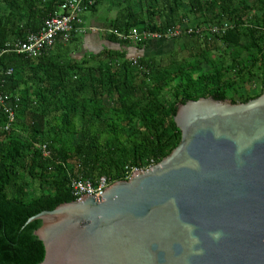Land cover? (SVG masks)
Instances as JSON below:
<instances>
[{"label": "trees", "instance_id": "1", "mask_svg": "<svg viewBox=\"0 0 264 264\" xmlns=\"http://www.w3.org/2000/svg\"><path fill=\"white\" fill-rule=\"evenodd\" d=\"M91 1L85 11L118 8L107 28L119 32H162L185 18L234 26L210 39L182 37L196 52L166 63L145 57L134 63L110 49L76 59L67 47L74 32L40 57H27L15 51L18 43L38 32L61 0H0V92L14 111L5 130L0 106V264L43 260L34 235L41 221L24 223L75 200L72 179L113 182L126 178V167L146 168L167 156L181 138L173 120L178 104L207 96L246 102L262 93L264 0ZM105 29L110 40L134 43Z\"/></svg>", "mask_w": 264, "mask_h": 264}, {"label": "water", "instance_id": "2", "mask_svg": "<svg viewBox=\"0 0 264 264\" xmlns=\"http://www.w3.org/2000/svg\"><path fill=\"white\" fill-rule=\"evenodd\" d=\"M160 162L31 216L39 264H264V86L190 99Z\"/></svg>", "mask_w": 264, "mask_h": 264}, {"label": "built area", "instance_id": "3", "mask_svg": "<svg viewBox=\"0 0 264 264\" xmlns=\"http://www.w3.org/2000/svg\"><path fill=\"white\" fill-rule=\"evenodd\" d=\"M86 2L92 4L91 0H61L57 10L44 20L43 26L38 32L29 33L25 39L18 43L16 52L26 55L27 57H40L48 49H50L56 41H67L71 38L72 33L82 32V13L86 9ZM233 24L222 22L219 24H191L189 19H183L182 23L175 25L173 28H167L165 31L139 30L132 28L128 32H119L116 29H105L108 33H113L120 39H128L134 43H140L150 40H172L185 36H198L200 38H212L217 35L224 34L228 29L233 28ZM133 62L135 60L132 58ZM11 69L7 71L10 73ZM0 106H2L7 114V122L4 126L5 130L11 127L14 120V111L11 107L6 106L5 96L0 92ZM41 149L44 156H49L47 147L43 144L36 143ZM137 167H126L128 179L135 169L138 171L147 169ZM111 180L105 176L99 177L96 183L90 180L72 179L71 187L76 199H80L82 195H93L100 197L104 189L110 184Z\"/></svg>", "mask_w": 264, "mask_h": 264}, {"label": "crops", "instance_id": "4", "mask_svg": "<svg viewBox=\"0 0 264 264\" xmlns=\"http://www.w3.org/2000/svg\"><path fill=\"white\" fill-rule=\"evenodd\" d=\"M118 12L116 6L102 4L94 10H86L83 15L82 32H77L75 36L67 44L70 55L76 59L87 57L91 54H97L103 49L123 50L129 58L145 57L163 60V57L170 56L173 59H181V52L188 50L196 52L193 43L186 39L178 40H150L145 45L138 46L134 43L121 44L107 38L104 29L109 27V23L113 20ZM195 24V22H194ZM187 43V45H186ZM58 43L54 46L57 48ZM66 46V45H65Z\"/></svg>", "mask_w": 264, "mask_h": 264}, {"label": "rangeland", "instance_id": "5", "mask_svg": "<svg viewBox=\"0 0 264 264\" xmlns=\"http://www.w3.org/2000/svg\"><path fill=\"white\" fill-rule=\"evenodd\" d=\"M193 53H194V52H193ZM214 53H215V55L218 54L216 51H214ZM179 57H181L182 59H184V58H190V51L185 50V51L181 52V55H180ZM170 59H172V57H170V56L163 57L162 62H165V63H166V62L169 61ZM205 67H206V66H205ZM206 68H207V67H206ZM206 68H205V69H206Z\"/></svg>", "mask_w": 264, "mask_h": 264}]
</instances>
